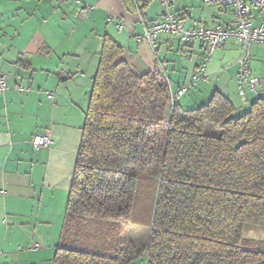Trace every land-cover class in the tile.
Segmentation results:
<instances>
[{
    "label": "trees",
    "instance_id": "16d2710c",
    "mask_svg": "<svg viewBox=\"0 0 264 264\" xmlns=\"http://www.w3.org/2000/svg\"><path fill=\"white\" fill-rule=\"evenodd\" d=\"M121 53L102 38L54 262L264 264L243 235L264 225V95L239 114L218 90L183 107L191 86L171 107L165 71L137 74ZM142 211L144 242L125 236Z\"/></svg>",
    "mask_w": 264,
    "mask_h": 264
},
{
    "label": "crops",
    "instance_id": "0c3cea01",
    "mask_svg": "<svg viewBox=\"0 0 264 264\" xmlns=\"http://www.w3.org/2000/svg\"><path fill=\"white\" fill-rule=\"evenodd\" d=\"M172 9L188 27L233 23L229 8L203 0H175ZM163 13L160 0H66L59 6L54 0H0V73L8 85L0 93V264H56L105 35L122 46L120 57L135 73L163 69L173 90L190 82L204 52L202 41L183 44L169 33L152 46L141 39L143 26ZM251 19L258 25L264 13L253 8ZM238 54L233 40L218 47L208 61V79L192 86L180 105L204 103L218 90L237 108L247 106L238 91ZM249 67L262 79L264 95L263 44L251 46ZM19 84L30 90H19ZM245 94L253 100L249 89ZM46 128L53 142L35 148L32 135ZM33 243L38 246L31 248Z\"/></svg>",
    "mask_w": 264,
    "mask_h": 264
},
{
    "label": "built area",
    "instance_id": "2783aa9c",
    "mask_svg": "<svg viewBox=\"0 0 264 264\" xmlns=\"http://www.w3.org/2000/svg\"><path fill=\"white\" fill-rule=\"evenodd\" d=\"M54 1L55 4L59 6L66 0ZM203 1L208 4H216L223 8H229L233 14V23L231 25L213 23L211 25L188 27L184 25L182 19L172 9L175 0H160L164 8V13L159 18L151 20L143 26L141 39L151 46L155 44L159 35L163 33L174 35L183 44H188L196 40H200L204 43L203 55L190 82L179 86L175 90L171 89V107L191 86L197 84L199 81H206L208 79L209 58L226 40L235 41L239 48V54L236 59V78L242 101H248L245 94L246 89H249L254 96H258L260 93L262 79L251 72L249 61L251 46L253 44L264 45V21L260 22L258 25H253L251 19L253 8L264 10V0ZM80 3L82 5L80 12L81 15H83L85 12L84 3ZM7 87V76L4 73H0V93ZM18 89L29 90V87H24L19 84ZM47 96L49 98L52 97L50 91L47 92ZM52 142V134L50 129L47 128L35 132L31 137V143L35 148L50 145ZM37 246V243H33L31 248ZM18 248L21 249L22 247L18 246Z\"/></svg>",
    "mask_w": 264,
    "mask_h": 264
},
{
    "label": "rangeland",
    "instance_id": "374dc122",
    "mask_svg": "<svg viewBox=\"0 0 264 264\" xmlns=\"http://www.w3.org/2000/svg\"><path fill=\"white\" fill-rule=\"evenodd\" d=\"M262 12L264 13V10H261V13ZM188 96L189 94L186 93L184 97H188ZM246 107L247 106H242L238 108V111L235 113L236 114L242 113L246 109ZM205 131L207 133L218 134V130L211 123L207 124ZM145 206L147 207L148 205ZM134 219H135L134 221L136 222L135 223L132 222L128 225L125 236L134 239L136 241L144 242L148 232V228L146 226L147 213H144L142 211L138 214H135ZM137 221H139L138 222L139 224L137 223ZM243 235L245 238H247L250 241V245L254 244L264 248V225L246 222L243 225ZM98 242H99L98 238L92 239V244H99Z\"/></svg>",
    "mask_w": 264,
    "mask_h": 264
},
{
    "label": "water",
    "instance_id": "95a60500",
    "mask_svg": "<svg viewBox=\"0 0 264 264\" xmlns=\"http://www.w3.org/2000/svg\"><path fill=\"white\" fill-rule=\"evenodd\" d=\"M141 264H144V263H141Z\"/></svg>",
    "mask_w": 264,
    "mask_h": 264
}]
</instances>
